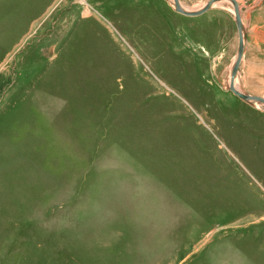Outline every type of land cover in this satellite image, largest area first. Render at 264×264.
Masks as SVG:
<instances>
[{
    "label": "rangeland",
    "instance_id": "rangeland-1",
    "mask_svg": "<svg viewBox=\"0 0 264 264\" xmlns=\"http://www.w3.org/2000/svg\"><path fill=\"white\" fill-rule=\"evenodd\" d=\"M237 1L264 98V0ZM237 50L227 1L0 0V264H264Z\"/></svg>",
    "mask_w": 264,
    "mask_h": 264
},
{
    "label": "water",
    "instance_id": "water-1",
    "mask_svg": "<svg viewBox=\"0 0 264 264\" xmlns=\"http://www.w3.org/2000/svg\"><path fill=\"white\" fill-rule=\"evenodd\" d=\"M173 8L176 13L181 14L186 17H199L204 15L205 13L209 12L215 4L222 2V1H227L229 2L234 11V18H235V24L237 27V32H238V50H237V56L234 60L233 67L231 69V85L228 88V91L231 92L234 96L242 100L243 102H246L247 104H250V101H255L261 105L264 106V98L263 97H258V96H252L249 94H244L240 92L236 86H235V79L238 77L240 66L243 62L244 56H245V51L247 49V37L245 35V25L243 22L242 18V13H241V6L237 0H210L206 3V5L199 9V10H186L183 5L181 4L180 0H173Z\"/></svg>",
    "mask_w": 264,
    "mask_h": 264
},
{
    "label": "bare ground",
    "instance_id": "bare-ground-1",
    "mask_svg": "<svg viewBox=\"0 0 264 264\" xmlns=\"http://www.w3.org/2000/svg\"><path fill=\"white\" fill-rule=\"evenodd\" d=\"M168 2L170 3V5L172 6V7H174L173 6V4H174V1L173 0H168ZM223 2V1H222ZM221 2H219V3H217V4H215L214 6H217L218 4H220ZM184 7V6H183ZM185 8V7H184ZM186 10H188L187 8H185ZM213 9V8H212ZM211 9V10H212ZM234 12V11H233ZM245 35H246V30H245ZM247 37V36H246ZM234 64V63H233ZM232 67H233V65H232ZM230 74H231V71H230ZM231 76L229 75V79H228V81H227V87H229L230 85H231ZM235 86H236V88L240 91V92H242V93H244L243 91H241L240 90V88H239V86H238V84H237V78L235 79ZM244 94H246V93H244ZM250 103H251V105L252 106H259V107H263V105H261V104H259V103H257V102H255V101H250Z\"/></svg>",
    "mask_w": 264,
    "mask_h": 264
},
{
    "label": "crops",
    "instance_id": "crops-1",
    "mask_svg": "<svg viewBox=\"0 0 264 264\" xmlns=\"http://www.w3.org/2000/svg\"><path fill=\"white\" fill-rule=\"evenodd\" d=\"M252 9H256V7H253Z\"/></svg>",
    "mask_w": 264,
    "mask_h": 264
}]
</instances>
